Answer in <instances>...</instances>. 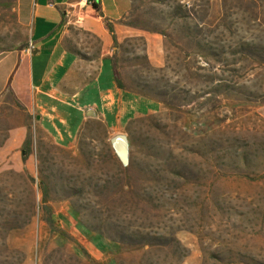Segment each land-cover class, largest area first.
Masks as SVG:
<instances>
[{"label": "rangeland", "instance_id": "rangeland-1", "mask_svg": "<svg viewBox=\"0 0 264 264\" xmlns=\"http://www.w3.org/2000/svg\"><path fill=\"white\" fill-rule=\"evenodd\" d=\"M131 1L113 61L132 114L63 149L12 86L32 0H0V264H264V0Z\"/></svg>", "mask_w": 264, "mask_h": 264}, {"label": "crops", "instance_id": "crops-1", "mask_svg": "<svg viewBox=\"0 0 264 264\" xmlns=\"http://www.w3.org/2000/svg\"><path fill=\"white\" fill-rule=\"evenodd\" d=\"M31 5L30 45L16 61L12 86L31 99L28 108L40 129L66 149L87 122L103 118L108 127L116 128L133 108L123 115L117 110L121 93L114 70V41L106 23L114 27L129 13L132 1L32 0ZM106 62L109 77L105 89L94 95L98 101L77 106L84 90L102 78ZM58 72L63 76L57 78ZM20 134L27 137L23 131Z\"/></svg>", "mask_w": 264, "mask_h": 264}, {"label": "trees", "instance_id": "trees-1", "mask_svg": "<svg viewBox=\"0 0 264 264\" xmlns=\"http://www.w3.org/2000/svg\"><path fill=\"white\" fill-rule=\"evenodd\" d=\"M106 27H107L109 33L112 35L114 45L117 46V38L115 35L114 27L109 23H106ZM117 84L121 90L124 89L123 85L120 81H117ZM23 151L25 152V154L23 156V161L26 162L27 159L32 154V137H31V134H29V132H28L26 140L24 142ZM44 196H47V190H44ZM45 214H46V222L49 225H53L55 223V218L53 217L52 212L49 209H46Z\"/></svg>", "mask_w": 264, "mask_h": 264}, {"label": "water", "instance_id": "water-1", "mask_svg": "<svg viewBox=\"0 0 264 264\" xmlns=\"http://www.w3.org/2000/svg\"><path fill=\"white\" fill-rule=\"evenodd\" d=\"M112 146L122 161L127 160L129 144L125 136H117L112 140Z\"/></svg>", "mask_w": 264, "mask_h": 264}, {"label": "built area", "instance_id": "built-area-1", "mask_svg": "<svg viewBox=\"0 0 264 264\" xmlns=\"http://www.w3.org/2000/svg\"><path fill=\"white\" fill-rule=\"evenodd\" d=\"M86 2H87V1H86ZM87 6H91V7H92V6H94V4H93V2H91V1L89 2V1H88V2H87Z\"/></svg>", "mask_w": 264, "mask_h": 264}]
</instances>
